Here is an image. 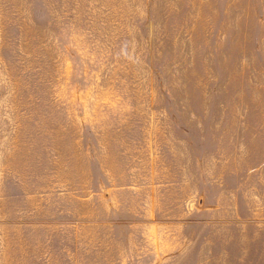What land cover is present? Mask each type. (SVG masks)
<instances>
[{
    "label": "rangeland",
    "instance_id": "1",
    "mask_svg": "<svg viewBox=\"0 0 264 264\" xmlns=\"http://www.w3.org/2000/svg\"><path fill=\"white\" fill-rule=\"evenodd\" d=\"M0 264H264V0H0Z\"/></svg>",
    "mask_w": 264,
    "mask_h": 264
}]
</instances>
